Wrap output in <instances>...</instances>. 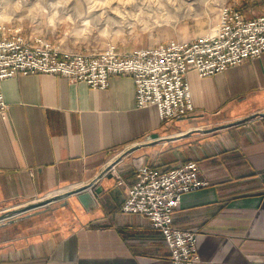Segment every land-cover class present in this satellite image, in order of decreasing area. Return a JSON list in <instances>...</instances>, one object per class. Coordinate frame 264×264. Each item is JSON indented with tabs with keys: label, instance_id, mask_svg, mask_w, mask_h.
Returning <instances> with one entry per match:
<instances>
[{
	"label": "crops",
	"instance_id": "1",
	"mask_svg": "<svg viewBox=\"0 0 264 264\" xmlns=\"http://www.w3.org/2000/svg\"><path fill=\"white\" fill-rule=\"evenodd\" d=\"M233 2L246 19L264 13V0ZM186 79L193 109L169 122L154 105L136 106L129 75H111L103 89L55 74L3 80L0 216L62 194L0 223V264H171L149 219L121 206L138 165L188 160L208 185L181 196L173 222L196 235L195 264H264V51L212 76L189 69ZM88 183L100 193L85 209L72 191Z\"/></svg>",
	"mask_w": 264,
	"mask_h": 264
},
{
	"label": "built area",
	"instance_id": "2",
	"mask_svg": "<svg viewBox=\"0 0 264 264\" xmlns=\"http://www.w3.org/2000/svg\"><path fill=\"white\" fill-rule=\"evenodd\" d=\"M264 51V13L251 19L232 5L222 3L211 33L189 41L171 40L152 47L119 53L108 46L95 53L61 50L43 38L27 39L19 29L8 31L0 24V113L7 109L2 82L16 75L55 74L72 83L83 82L103 89L111 75H129L135 86L137 107L154 105L161 121L181 120L193 109L186 74L194 69L199 77L212 76ZM125 182L115 167L106 171ZM198 165L188 160L167 170L140 164L135 182L126 189L121 210L146 216L158 230L170 252L171 264H195L196 235L174 225L181 196L205 187ZM22 213V212H21ZM13 218V213L2 221Z\"/></svg>",
	"mask_w": 264,
	"mask_h": 264
},
{
	"label": "rangeland",
	"instance_id": "3",
	"mask_svg": "<svg viewBox=\"0 0 264 264\" xmlns=\"http://www.w3.org/2000/svg\"><path fill=\"white\" fill-rule=\"evenodd\" d=\"M224 2L234 5L233 0H0V24L61 50L95 53L113 45L122 53L205 35L214 29ZM56 192L4 213L0 223L12 213L14 219L51 208Z\"/></svg>",
	"mask_w": 264,
	"mask_h": 264
},
{
	"label": "water",
	"instance_id": "4",
	"mask_svg": "<svg viewBox=\"0 0 264 264\" xmlns=\"http://www.w3.org/2000/svg\"><path fill=\"white\" fill-rule=\"evenodd\" d=\"M92 187H93V184L88 183L72 191V193L75 194L77 201L85 209H89L90 207H93L95 205L96 201H95L94 195L100 193V190L98 188L92 189Z\"/></svg>",
	"mask_w": 264,
	"mask_h": 264
},
{
	"label": "bare ground",
	"instance_id": "5",
	"mask_svg": "<svg viewBox=\"0 0 264 264\" xmlns=\"http://www.w3.org/2000/svg\"><path fill=\"white\" fill-rule=\"evenodd\" d=\"M212 32V31H211ZM211 32H209V33H211ZM209 33H207V34H209ZM62 193H58V195L57 194H55V196H60Z\"/></svg>",
	"mask_w": 264,
	"mask_h": 264
}]
</instances>
